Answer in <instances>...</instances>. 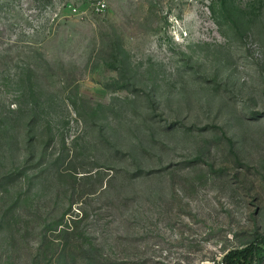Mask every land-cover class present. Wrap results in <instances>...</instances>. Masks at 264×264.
Instances as JSON below:
<instances>
[{
  "label": "rangeland",
  "instance_id": "1",
  "mask_svg": "<svg viewBox=\"0 0 264 264\" xmlns=\"http://www.w3.org/2000/svg\"><path fill=\"white\" fill-rule=\"evenodd\" d=\"M95 1L0 0V264H264V0Z\"/></svg>",
  "mask_w": 264,
  "mask_h": 264
},
{
  "label": "trees",
  "instance_id": "2",
  "mask_svg": "<svg viewBox=\"0 0 264 264\" xmlns=\"http://www.w3.org/2000/svg\"><path fill=\"white\" fill-rule=\"evenodd\" d=\"M252 257V246L229 252L222 258V264H249Z\"/></svg>",
  "mask_w": 264,
  "mask_h": 264
},
{
  "label": "built area",
  "instance_id": "3",
  "mask_svg": "<svg viewBox=\"0 0 264 264\" xmlns=\"http://www.w3.org/2000/svg\"><path fill=\"white\" fill-rule=\"evenodd\" d=\"M107 4L104 0H98L93 3H91V8L96 13H103L106 10ZM71 12L75 13L76 8L71 7Z\"/></svg>",
  "mask_w": 264,
  "mask_h": 264
}]
</instances>
